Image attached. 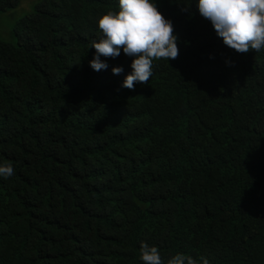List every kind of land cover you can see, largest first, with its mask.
I'll return each mask as SVG.
<instances>
[{"label":"trees","instance_id":"trees-1","mask_svg":"<svg viewBox=\"0 0 264 264\" xmlns=\"http://www.w3.org/2000/svg\"><path fill=\"white\" fill-rule=\"evenodd\" d=\"M153 2L179 56L134 91L122 49L89 64L119 0H41L0 39V264H144L143 243L264 264V50L225 46L199 0Z\"/></svg>","mask_w":264,"mask_h":264},{"label":"clouds","instance_id":"clouds-1","mask_svg":"<svg viewBox=\"0 0 264 264\" xmlns=\"http://www.w3.org/2000/svg\"><path fill=\"white\" fill-rule=\"evenodd\" d=\"M200 15L209 20L225 46L239 54L264 50V0H199ZM185 10H188L187 8ZM103 35L92 41L96 50L90 67L99 72L109 65L101 57L115 59L123 53L132 57V72L122 84L135 90L137 83L147 84L153 76L154 60H175L179 56L178 36L172 21L166 19L153 0H119V11H108L98 21ZM114 75L123 72L113 68ZM15 174L12 162L0 165V177ZM144 264H163L157 247L141 245ZM167 264H210L207 257L177 254Z\"/></svg>","mask_w":264,"mask_h":264},{"label":"rangeland","instance_id":"rangeland-1","mask_svg":"<svg viewBox=\"0 0 264 264\" xmlns=\"http://www.w3.org/2000/svg\"><path fill=\"white\" fill-rule=\"evenodd\" d=\"M41 0H23L19 7L0 14V39L13 45L18 44L17 25L28 14L32 13Z\"/></svg>","mask_w":264,"mask_h":264}]
</instances>
